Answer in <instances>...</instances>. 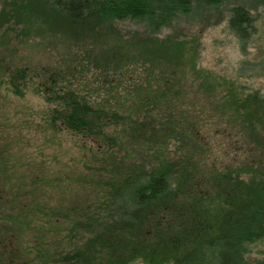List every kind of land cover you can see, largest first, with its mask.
I'll list each match as a JSON object with an SVG mask.
<instances>
[{
	"label": "trees",
	"instance_id": "1",
	"mask_svg": "<svg viewBox=\"0 0 264 264\" xmlns=\"http://www.w3.org/2000/svg\"><path fill=\"white\" fill-rule=\"evenodd\" d=\"M237 1L0 0L2 40L4 34L9 41L18 38L20 31L12 27L22 23V36L30 34L49 47L62 45L67 52L85 50L86 56L77 55L81 65L114 72L107 87L116 107L112 111L100 98L59 87L60 76L50 71L46 87L33 81L29 90L28 71L16 70L6 93L30 91L46 105L49 130L79 141L99 140L118 163L136 153L130 147L149 156L148 165H119L122 177L115 178L117 189L110 193L114 203L119 193L125 195L117 214L111 207L110 216L87 212L88 202L82 207L64 205L65 198L58 202L54 210L59 209L61 220V214L66 221L75 216L73 231H89L95 224L105 229L81 242L74 241L76 233L68 235L51 264L251 263L248 247L264 241V74L246 75L241 63L233 72L206 65L199 37L191 70L184 74L173 62L186 45L170 36L158 38L182 19L211 15ZM251 1L264 6V0ZM126 22L138 26L144 40L122 35ZM227 24L242 42L256 31L251 10L239 3L229 9ZM260 54L256 47L255 58ZM123 81L128 86L121 92ZM105 128L113 129L112 136L103 134ZM133 135L137 139L131 142ZM117 136L130 139L127 149ZM3 209L0 203V221ZM0 235H5L3 226Z\"/></svg>",
	"mask_w": 264,
	"mask_h": 264
},
{
	"label": "rangeland",
	"instance_id": "2",
	"mask_svg": "<svg viewBox=\"0 0 264 264\" xmlns=\"http://www.w3.org/2000/svg\"><path fill=\"white\" fill-rule=\"evenodd\" d=\"M238 3L247 6L255 17L256 31L246 42L239 40L227 24L229 9ZM212 12L211 15L195 14L182 19L172 30L163 31L158 36L159 39L170 36L186 45L184 50L178 51L177 62H173L180 65L179 71L187 74L191 70L190 58L193 53H197L196 38L199 37L202 40V59L206 65L233 72L241 63L246 75H257L258 72L264 74V6L256 5L251 0H238L218 12ZM220 18L224 20L213 27L212 23ZM13 26L12 29L20 31L18 38L12 36L9 41L5 34L3 40L0 38V144L4 145L2 151L5 153L0 150L3 154L0 159V190L4 192L3 199H0V203L4 204L1 211L4 221H0V232L1 226L5 229V235H0V264H51L53 253L66 246L68 235L76 233L79 238L74 241L81 242L86 235L105 229L95 224L89 231H73L75 216L70 215L66 221L61 214V220L59 209L54 210L58 202L65 198L67 201L64 205L74 204L75 207H82L88 202L90 206L87 212L91 209L96 215L102 213L110 216L113 215L111 210H114L117 214V207L122 204L125 195L119 193L120 199H114V203L110 193L112 189H117L115 178L120 180L122 177L123 169L119 165L136 163L141 166L142 162L148 165L149 156L130 147L136 153L118 163L117 157H112V153L101 147L99 140L88 137L79 141L49 130L45 125L46 105L41 98L32 96L30 91L24 96L6 93L10 75L23 68L28 71V78L32 81L28 85L29 90L35 83L39 88L48 85L45 82L51 72L53 77L60 76L55 83L59 87L65 86L74 92L80 91L100 98L97 100L104 105L108 102L112 111L116 107L112 103V94L108 92L110 87H107L110 80L108 74L112 76L114 72L102 74L93 65H86L85 62L81 65L83 59L77 55L86 56L85 50L82 52L75 47L67 52L59 44L49 47L30 34L22 36L26 31L22 29V23ZM3 30H0V35ZM138 30V26L129 22L120 27L121 34L127 38L134 36L144 40L142 35L139 37ZM256 47L261 51L257 58L254 55ZM78 51L81 53L78 54ZM248 61H253V64L243 65ZM131 67L134 65L127 68ZM57 69L60 72L54 74L53 71ZM127 86L123 81L120 91L123 92ZM197 108L204 109L201 105ZM112 133L113 129L103 130V134ZM117 137L122 147L127 149L130 139ZM136 139L133 135L130 141ZM170 154L175 157L173 152ZM215 157L222 159L218 153ZM108 182L112 185H108ZM26 193L33 195L25 196ZM95 240L91 241V245H94ZM20 255L24 260L17 263L16 256ZM248 258L250 264H264V241L248 247Z\"/></svg>",
	"mask_w": 264,
	"mask_h": 264
}]
</instances>
